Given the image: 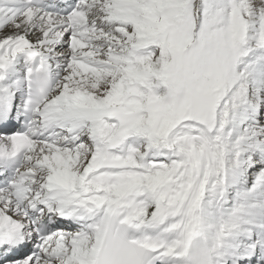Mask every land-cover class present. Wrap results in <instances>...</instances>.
<instances>
[{
  "label": "snow or ice",
  "instance_id": "obj_1",
  "mask_svg": "<svg viewBox=\"0 0 264 264\" xmlns=\"http://www.w3.org/2000/svg\"><path fill=\"white\" fill-rule=\"evenodd\" d=\"M0 264H264V0H0Z\"/></svg>",
  "mask_w": 264,
  "mask_h": 264
}]
</instances>
